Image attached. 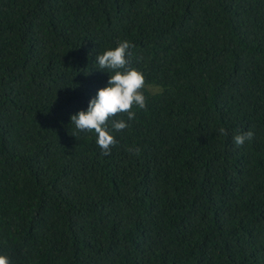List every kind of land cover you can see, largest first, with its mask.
Segmentation results:
<instances>
[{"label":"trees","instance_id":"16d2710c","mask_svg":"<svg viewBox=\"0 0 264 264\" xmlns=\"http://www.w3.org/2000/svg\"><path fill=\"white\" fill-rule=\"evenodd\" d=\"M121 41L146 108L103 155L70 118ZM0 255L264 264V0H0Z\"/></svg>","mask_w":264,"mask_h":264},{"label":"clouds","instance_id":"9594fccd","mask_svg":"<svg viewBox=\"0 0 264 264\" xmlns=\"http://www.w3.org/2000/svg\"><path fill=\"white\" fill-rule=\"evenodd\" d=\"M131 47L129 41H121L114 49L96 56L95 61L99 68L109 74L108 86L98 90L96 97L90 100L87 111H80L70 118L77 131L96 134V143L103 155H110L111 148L117 144L109 126L116 132L125 130L129 126L128 121L136 116L132 109L146 108V98L143 94L146 87L145 77L140 71L128 67ZM123 116H126L127 120L118 118ZM219 132L224 135L225 129L221 128ZM253 137L254 133L249 130L235 135L234 143L240 147ZM136 151L138 153L139 150ZM0 264H10V261L6 256L0 255Z\"/></svg>","mask_w":264,"mask_h":264},{"label":"rangeland","instance_id":"374dc122","mask_svg":"<svg viewBox=\"0 0 264 264\" xmlns=\"http://www.w3.org/2000/svg\"><path fill=\"white\" fill-rule=\"evenodd\" d=\"M148 90L152 93H157L159 90L156 87H148Z\"/></svg>","mask_w":264,"mask_h":264}]
</instances>
